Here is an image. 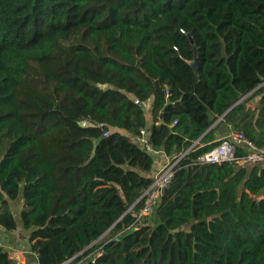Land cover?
<instances>
[{"label":"trees","instance_id":"1","mask_svg":"<svg viewBox=\"0 0 264 264\" xmlns=\"http://www.w3.org/2000/svg\"><path fill=\"white\" fill-rule=\"evenodd\" d=\"M220 124L264 149V0H0V223L38 264H264L263 164L198 160Z\"/></svg>","mask_w":264,"mask_h":264},{"label":"built area","instance_id":"2","mask_svg":"<svg viewBox=\"0 0 264 264\" xmlns=\"http://www.w3.org/2000/svg\"><path fill=\"white\" fill-rule=\"evenodd\" d=\"M135 103H139V101L135 100ZM81 124L83 126L91 125V123L88 121H83ZM95 125L101 126L102 124L96 122ZM138 140L143 142L147 149L154 153L158 152L153 149L151 144L147 143L145 129L140 131ZM238 145H244L250 149L248 155L241 161V163L260 162L264 159V149H258L250 140H248V138L244 136L242 132L230 130L228 134L221 140L218 146L199 157L198 160L201 162L211 163H222L224 161L231 160L235 157L236 147ZM184 155L185 154H182L181 157ZM178 160L173 161L171 159L170 162H168L154 175L153 183L140 197V199H144V206L140 212L141 216L149 214L157 203V200L165 193L174 176V166Z\"/></svg>","mask_w":264,"mask_h":264},{"label":"crops","instance_id":"3","mask_svg":"<svg viewBox=\"0 0 264 264\" xmlns=\"http://www.w3.org/2000/svg\"><path fill=\"white\" fill-rule=\"evenodd\" d=\"M151 105H152V99L149 100L148 103L146 104V107L149 109V111L152 107ZM149 111H148L147 115H148L149 121L151 122L152 119H151V115H150ZM230 130H231V128L229 126H227L226 124L218 125L216 127V131H215L216 140L217 141L222 140L228 134V132ZM170 160L171 159H169V158L163 157L159 162V165H160L159 169H161L162 166L167 164L168 161H170ZM254 163H258V164L260 163V164H263V166H264V159L261 160L260 162L258 161V162H254ZM17 203H19V202L17 201V202L11 203V209L16 214H18L20 211V204H17ZM16 205L19 207L15 209ZM0 245L9 249L12 252V257L19 264H38L37 256L30 251L29 242L27 240L26 232L21 227V225L19 226V228L15 232L8 231L1 226L0 227Z\"/></svg>","mask_w":264,"mask_h":264},{"label":"rangeland","instance_id":"4","mask_svg":"<svg viewBox=\"0 0 264 264\" xmlns=\"http://www.w3.org/2000/svg\"><path fill=\"white\" fill-rule=\"evenodd\" d=\"M39 78H42V77H39ZM37 85L39 84V83H41V82H35ZM102 89H106V88H108V87H110V86H108V85H101L100 86ZM32 91H33V88L31 87V84H29V83H27V84H25L24 86H22L21 88H20V91H19V94H20V97L19 98H21V99H23V100H27L28 99V96L32 93ZM168 162H170V161H168ZM244 163H247V162H244ZM252 163V162H251ZM166 165V164H165ZM165 165H163L162 166V168L165 166ZM159 170H161V169H158V171ZM157 171V172H158ZM17 204H19V203H17ZM19 206H15V209L16 208H18ZM152 220H154V217L152 216Z\"/></svg>","mask_w":264,"mask_h":264},{"label":"water","instance_id":"5","mask_svg":"<svg viewBox=\"0 0 264 264\" xmlns=\"http://www.w3.org/2000/svg\"><path fill=\"white\" fill-rule=\"evenodd\" d=\"M191 65L196 69L197 68V64H196V58L191 61Z\"/></svg>","mask_w":264,"mask_h":264}]
</instances>
